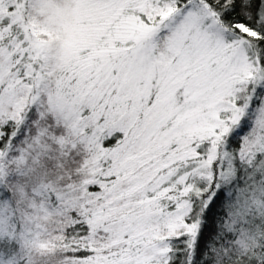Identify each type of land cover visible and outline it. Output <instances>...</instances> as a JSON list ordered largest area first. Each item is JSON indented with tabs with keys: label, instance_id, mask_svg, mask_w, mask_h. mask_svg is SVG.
<instances>
[{
	"label": "snow or ice",
	"instance_id": "6c2138e0",
	"mask_svg": "<svg viewBox=\"0 0 264 264\" xmlns=\"http://www.w3.org/2000/svg\"><path fill=\"white\" fill-rule=\"evenodd\" d=\"M0 264H264V0H0Z\"/></svg>",
	"mask_w": 264,
	"mask_h": 264
}]
</instances>
